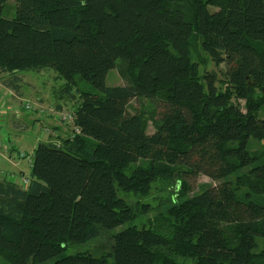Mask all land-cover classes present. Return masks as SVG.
<instances>
[{
	"label": "trees",
	"instance_id": "trees-1",
	"mask_svg": "<svg viewBox=\"0 0 264 264\" xmlns=\"http://www.w3.org/2000/svg\"><path fill=\"white\" fill-rule=\"evenodd\" d=\"M7 2L0 71L15 89L50 68L71 99L77 76L99 91L75 98L81 133L38 143L27 186L0 179V264H264V0H16L11 18ZM120 58L128 83L108 85ZM137 98L152 109L130 113ZM187 173L217 185L190 195ZM156 189L162 221L122 227L153 205L120 192ZM102 236L110 251L65 255Z\"/></svg>",
	"mask_w": 264,
	"mask_h": 264
},
{
	"label": "rangeland",
	"instance_id": "rangeland-1",
	"mask_svg": "<svg viewBox=\"0 0 264 264\" xmlns=\"http://www.w3.org/2000/svg\"><path fill=\"white\" fill-rule=\"evenodd\" d=\"M16 0H8L6 3L5 7H3L2 10V15L6 17H13L15 15V10H16ZM213 7V6H211ZM122 58L118 59L116 67H112V69L108 72L107 75V84L116 86V85H127L128 81L124 79L120 72H119V66L121 63H123ZM226 64L223 63L220 66H216L213 63L209 64L208 70H214L220 81L226 78L225 76V70H226ZM26 74V76H25ZM25 74H18L20 79L19 82H25L27 79L30 82H33L38 90H34L32 88V85H26L25 83L20 86L21 90L19 92L21 94V98H17L16 101V108H21L23 104L25 103V100L27 99L35 101L36 96H41L43 98L44 104L47 107L51 106H56L57 104L61 103L62 108L66 111H71L74 112V109L77 105V100L79 101L81 92H92V93H97L99 91L92 83H90L88 80H84L80 76L76 77V84L74 85L73 92L75 95V98L71 99L70 94L64 93V86L66 81H64L62 78L58 77L57 72L55 70L50 69V68H44L43 71H25ZM9 77V75H6ZM25 79V80H24ZM219 83V82H218ZM23 98V100H22ZM129 109L128 111L130 113H135L136 111H140L141 109H152V105L150 100L148 99H132L131 102H129ZM57 107V106H56ZM164 105L163 103H160L157 105V111L158 113H161L164 110ZM162 110V111H161ZM32 112L26 111L25 109L22 111V117L24 116L28 121L30 120L29 116H33L31 114ZM157 113V114H158ZM49 115V114H46ZM51 115V114H50ZM159 115V114H158ZM53 116V115H51ZM259 116L261 118H264V110L262 109L260 111ZM60 120V119H59ZM61 121V120H60ZM59 122V121H58ZM14 123V122H12ZM61 126L65 127L66 130L70 133L71 130V125L70 124H64L62 121L59 122ZM63 123V124H62ZM54 123H47L45 122L42 125L41 128H43L46 125H49L52 127V131H55V128L53 127ZM12 125L8 126L3 125L2 128H0V141H5V146L3 147L0 146V178L4 177L3 175L5 174H12L15 173L16 179L15 181L20 179L19 183L21 184V181L23 180L24 177L30 176L31 173V163H30V158L32 157L35 148L38 145V136L41 128L37 126L36 128H30L26 130L27 128H22L23 126H17V128L11 127ZM69 126L70 128L67 129ZM152 121L149 122L148 126V132L152 133L154 132V127H153ZM9 127V128H8ZM65 130V129H64ZM65 130V131H66ZM46 136L48 137V140H54L55 138L60 139L65 136H57L56 132L55 134H47ZM47 140V141H48ZM7 143V145H6ZM261 143V144H260ZM258 142L256 139L251 138L250 139V147L249 148H257L260 147L263 142ZM14 145L15 149L12 150V155H10L9 149L12 148V146L8 147V145ZM25 152L27 156L29 157H20V152ZM132 165V164H131ZM133 168V166H132ZM20 171H23L26 175L20 174ZM129 171V170H127ZM185 179L189 182L190 184V195L195 194L198 192L201 188L202 184H214L217 185L216 182H214L208 175H203V174H191L187 173L185 174ZM120 194L125 197L126 199L134 200V201H142V202H149L150 204L153 205V209L147 213L146 216H142L134 220L131 224H125L122 227H126L129 225H136V226H143L144 223L147 221L149 223V220L152 219L154 222L162 221L161 217L163 216V213H165V206L169 202V196L165 193L162 192L159 189H156L153 191L152 195L150 198H134L132 196H127L124 192H120ZM121 229V228H120ZM106 236H102L100 239H95V240H90L87 241L84 244L81 245H76L73 247H69L65 251V255H70V254H75L78 252L83 251H92L97 254L110 251L111 249V243L106 240ZM257 243H258V250H263L264 249V238L258 237L257 238Z\"/></svg>",
	"mask_w": 264,
	"mask_h": 264
},
{
	"label": "crops",
	"instance_id": "crops-1",
	"mask_svg": "<svg viewBox=\"0 0 264 264\" xmlns=\"http://www.w3.org/2000/svg\"><path fill=\"white\" fill-rule=\"evenodd\" d=\"M25 74V72L23 73ZM6 75H8L7 73L1 72L0 71V109L4 110V113L2 115H0V128H2L3 125H12L11 127L13 128H17V126H23L22 128H27L26 130L30 129V128H36L37 125L40 124H44L45 122L47 123H54L53 127L55 128V132L58 135L61 136H70L72 133H69L68 130H66L65 127L61 126V124L59 122H61L59 120V118H57L56 116H51V115H39L37 112H32L31 114L33 116H29L30 120L28 121V119H26L24 116L17 118L14 115V109H17L16 106V101L17 98H21L19 94H21L19 92V90H21L20 86L22 84H26V85H32L31 87L34 88V90H38L35 86V84L33 82L28 81L27 79L25 80V82H20L19 83V88L15 89L14 85H12L10 82V77H7ZM26 76V74H25ZM35 98H41L43 100V98L41 96H36ZM23 100V98H22ZM59 121V122H58ZM14 122V123H12ZM63 124V123H62ZM69 129L70 127L67 126ZM9 128V127H8ZM66 131H65V130ZM71 129V128H70ZM1 137V135H0ZM49 136L44 135L41 131L39 132V136H38V143L40 142H45L48 140ZM56 140H58V138H55ZM54 139V140H55ZM54 140H48V141H54ZM55 140V141H56ZM5 144V141H0V146L3 147V145ZM7 145V143H6ZM5 146V145H4ZM12 146L11 149H9L10 155H12V150L15 149V146L12 145H8V147ZM29 157V156H28ZM20 174H22L23 176L26 175L23 171H20ZM15 173L12 174H4L2 178L0 179H8V180H14L17 177L15 176ZM20 179L16 180L17 182Z\"/></svg>",
	"mask_w": 264,
	"mask_h": 264
},
{
	"label": "built area",
	"instance_id": "built-area-1",
	"mask_svg": "<svg viewBox=\"0 0 264 264\" xmlns=\"http://www.w3.org/2000/svg\"><path fill=\"white\" fill-rule=\"evenodd\" d=\"M26 111H30V112H37L39 115H44V114H51L53 116H56L57 118H59L64 124H70L71 125V132L72 133L70 136H74L76 134H79L82 132L81 127L78 126L75 122V112H71V111H66L63 108H58L56 106H51V107H47L44 104V101L41 98H36L35 101L27 99V101L25 100V103L23 104V106H21V108H17L14 109V115L19 118L22 115V111L23 110ZM4 113L3 109H0V115H2ZM41 128L42 125H37ZM44 135L47 134H55V131H52V127L49 125L44 126L43 128H41L40 130ZM57 136H59L58 134H56ZM56 140V139H55ZM54 140V143L57 144V146L60 145V141L59 140ZM53 142V141H52ZM28 157L26 155L25 152H20V157ZM33 162V157L30 158V163L32 165ZM30 178L28 177H24L23 180L21 181V185L23 186H27L29 184ZM20 182V181H18Z\"/></svg>",
	"mask_w": 264,
	"mask_h": 264
}]
</instances>
